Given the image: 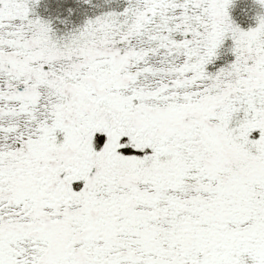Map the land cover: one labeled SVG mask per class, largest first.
<instances>
[{
  "label": "snow or ice",
  "instance_id": "6c2138e0",
  "mask_svg": "<svg viewBox=\"0 0 264 264\" xmlns=\"http://www.w3.org/2000/svg\"><path fill=\"white\" fill-rule=\"evenodd\" d=\"M0 0V264H264V0Z\"/></svg>",
  "mask_w": 264,
  "mask_h": 264
},
{
  "label": "trees",
  "instance_id": "16d2710c",
  "mask_svg": "<svg viewBox=\"0 0 264 264\" xmlns=\"http://www.w3.org/2000/svg\"><path fill=\"white\" fill-rule=\"evenodd\" d=\"M254 5L249 1L238 0L235 2V6L231 9L232 16L241 24L243 27H247L252 23L251 16L254 11Z\"/></svg>",
  "mask_w": 264,
  "mask_h": 264
},
{
  "label": "rangeland",
  "instance_id": "374dc122",
  "mask_svg": "<svg viewBox=\"0 0 264 264\" xmlns=\"http://www.w3.org/2000/svg\"><path fill=\"white\" fill-rule=\"evenodd\" d=\"M238 1V0H235V2ZM242 1H245V0H242ZM246 1H249V2H252V0H246Z\"/></svg>",
  "mask_w": 264,
  "mask_h": 264
}]
</instances>
